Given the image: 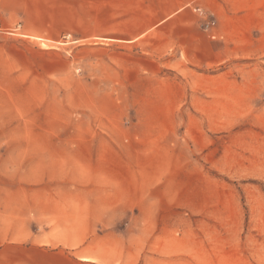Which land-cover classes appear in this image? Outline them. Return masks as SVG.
<instances>
[{
  "label": "rangeland",
  "instance_id": "374dc122",
  "mask_svg": "<svg viewBox=\"0 0 264 264\" xmlns=\"http://www.w3.org/2000/svg\"><path fill=\"white\" fill-rule=\"evenodd\" d=\"M26 5L0 18V264H264V0L177 5L160 53L104 34L126 1Z\"/></svg>",
  "mask_w": 264,
  "mask_h": 264
},
{
  "label": "crops",
  "instance_id": "0c3cea01",
  "mask_svg": "<svg viewBox=\"0 0 264 264\" xmlns=\"http://www.w3.org/2000/svg\"><path fill=\"white\" fill-rule=\"evenodd\" d=\"M120 1L128 2L131 5V10L128 11L127 15L119 22H116L110 31H106L104 34L106 36L111 35L110 38L113 39V41L126 43L125 45H120V47H136L144 41L152 42L153 51L160 53L162 50H166L162 47L164 43H175L177 46V43L181 44L184 42V39L182 35L178 33L177 28L180 26L179 22L184 18L185 14L178 9L177 5L217 4L224 3L226 0ZM212 14L218 26L221 27L223 17L216 15L215 13ZM2 16L11 19H30V11L29 7L26 5V0H0V18ZM221 58L222 53L218 49V43L205 38L202 56L203 64L206 66H212L217 64ZM153 174L148 179L152 180L151 184L153 187L161 189L160 180L167 179L168 177L160 171ZM96 178L98 177L96 176ZM129 178H132V176L129 175ZM164 186L162 189H165Z\"/></svg>",
  "mask_w": 264,
  "mask_h": 264
},
{
  "label": "built area",
  "instance_id": "2783aa9c",
  "mask_svg": "<svg viewBox=\"0 0 264 264\" xmlns=\"http://www.w3.org/2000/svg\"><path fill=\"white\" fill-rule=\"evenodd\" d=\"M1 30V29H0Z\"/></svg>",
  "mask_w": 264,
  "mask_h": 264
}]
</instances>
